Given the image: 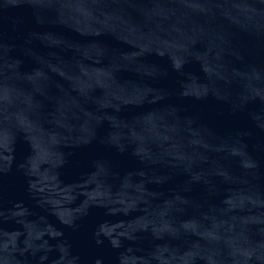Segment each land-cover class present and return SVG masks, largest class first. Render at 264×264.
Returning a JSON list of instances; mask_svg holds the SVG:
<instances>
[{
  "label": "water",
  "instance_id": "1",
  "mask_svg": "<svg viewBox=\"0 0 264 264\" xmlns=\"http://www.w3.org/2000/svg\"><path fill=\"white\" fill-rule=\"evenodd\" d=\"M0 264H264V0H0Z\"/></svg>",
  "mask_w": 264,
  "mask_h": 264
}]
</instances>
